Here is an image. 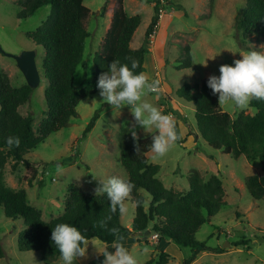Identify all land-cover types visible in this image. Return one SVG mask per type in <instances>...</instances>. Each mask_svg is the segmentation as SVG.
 Wrapping results in <instances>:
<instances>
[{
	"label": "rangeland",
	"instance_id": "rangeland-1",
	"mask_svg": "<svg viewBox=\"0 0 264 264\" xmlns=\"http://www.w3.org/2000/svg\"><path fill=\"white\" fill-rule=\"evenodd\" d=\"M105 1L84 0V5L90 10L87 21L89 37L83 61L75 74L77 89L86 86L94 77V56L110 28L117 7V0H109L103 14ZM213 1L211 6L210 0H124L127 13L140 15L142 20L131 42L133 49L142 45L157 2L163 11L145 59V75L149 82H156L158 91L146 93L142 102L150 103L162 114L170 116L177 139L163 156L151 152L149 157L152 163L161 167L159 178L174 191L189 190L193 170L206 180L217 175L224 183L226 204L196 234L197 241L205 242L209 249L201 252L193 264H264V199H253L245 184L248 176H264L261 164L250 163L245 156L235 158L210 147L197 129L194 105L176 95V90L185 83L201 84L210 77H218L220 67L234 66L235 60L242 59V53L264 52V38L253 36L244 40L236 28V19L245 0ZM19 10L20 0H0V47L13 55L31 50L37 53L41 82L34 88L30 103L22 109L23 114L32 115L36 127L47 111L44 97L47 81L42 71L44 50L27 35L47 20L51 8L44 7L25 20L17 17ZM186 45L191 50L192 64L189 68L178 69L177 60L184 57ZM3 71L15 87L27 84L16 61L0 52V73ZM100 92L83 99L77 107V117L28 154L25 157L27 164L21 163L13 169V161L10 160L6 166V184L14 190H25L29 203L41 211L45 221L64 213L70 188L75 186L86 193L96 194L95 189L102 187V179L128 177L121 164L118 142L123 128H129L138 138H147L158 131L155 125H141L135 119L131 106L123 105L117 109L105 102ZM93 99L96 105L92 104ZM221 108L233 118L245 110L227 105H221ZM246 109H250V105ZM97 111L100 112L95 127L83 136ZM251 112L254 113L252 109ZM149 200L148 196L146 207ZM125 206L127 211L122 215V224L131 229L135 203L128 198ZM24 229L22 218H6L3 207H0V241L5 250L0 264H62L60 258L47 263L38 252H21L18 236ZM238 241H245L247 245L237 246ZM120 242L136 258L137 264H145L163 251L172 257L168 264H182L190 255L189 248H180L169 241L158 242L151 234L146 239L137 235ZM103 244L98 239L92 240L86 255L77 258L74 264H90L102 255ZM110 248L114 249L113 246ZM217 248L224 252L213 251Z\"/></svg>",
	"mask_w": 264,
	"mask_h": 264
},
{
	"label": "trees",
	"instance_id": "trees-1",
	"mask_svg": "<svg viewBox=\"0 0 264 264\" xmlns=\"http://www.w3.org/2000/svg\"><path fill=\"white\" fill-rule=\"evenodd\" d=\"M213 2L210 0L211 6ZM108 4L109 0H106L103 14ZM47 6L51 8L47 20L27 35L44 50L42 71L47 81L44 92L47 111L36 127L32 115L22 113V109L30 103L34 88L28 84L15 87L6 72L0 73V207H3L6 218L20 217L24 221L25 229L18 236L19 250L38 252L47 263L57 260L60 253L51 240V232L57 224L67 223L77 227L90 240L96 238L108 245L121 236H145L146 231H150L160 242L169 241L180 248H189L190 255L182 264H193L201 252L209 249L205 242L197 241L196 234L222 210L226 204V190L219 176L213 175L206 180L197 170L190 175L188 191L177 192L166 187L159 178L160 165L152 163L149 157L153 137L159 131L147 138H138L129 128H123L118 136L121 164L127 172V179L135 185L129 196L135 203L131 229L122 224L119 210L115 213L111 211L106 193L90 194L74 186L65 199L64 213L45 221L41 211L29 203L25 190H14L6 184L8 162L13 161V169L21 163L27 164L25 157L28 154L49 136L66 128L77 117L80 102L100 91L98 80L102 75L111 73L114 62L127 64L134 74L146 72L145 59L162 14L160 2H157L142 45L133 49L131 42L141 24V16H130L124 0H117L110 28L94 56V77L86 86L77 89L75 74L83 61L89 37L87 21L90 10L84 5V0H20L17 17L28 19ZM236 28L244 40L253 36L264 38V0H245L236 19ZM184 50V57L177 60L178 69L189 68L192 64L190 47L186 45ZM132 60L138 61L136 69L131 68ZM208 80L195 85L185 83L176 90L177 97L194 105L201 138L210 147L235 158L245 156L250 163L259 162L264 171V100L253 99L250 109L242 110L233 118L222 110L218 94H213ZM99 112L95 113L83 136L95 127ZM175 114L181 118L179 113ZM183 120L187 124L186 119ZM10 136L19 137V147L10 148L6 144ZM245 184L253 199H264V176H248ZM148 196L150 200L146 207ZM101 221L106 222L104 227H101ZM112 228L118 229V232L112 233ZM236 244L247 245L245 241ZM106 250L114 252L110 247ZM213 251L224 252L222 248ZM4 256V246L0 241V259ZM171 259V255L163 251L145 264H168ZM103 261L102 254L90 264H103Z\"/></svg>",
	"mask_w": 264,
	"mask_h": 264
},
{
	"label": "clouds",
	"instance_id": "clouds-1",
	"mask_svg": "<svg viewBox=\"0 0 264 264\" xmlns=\"http://www.w3.org/2000/svg\"><path fill=\"white\" fill-rule=\"evenodd\" d=\"M241 55L242 59L235 60L234 66H221L220 75L210 77L208 80V87L213 94H218L220 105L246 109L253 99L264 100V52L248 51ZM205 63L206 61L202 65ZM137 66L138 61L132 60L131 68L136 69ZM97 87L101 90L100 96L108 104L117 109L123 105H129L135 119L141 125H155L159 134L153 137L151 144L153 153L163 156L169 151L177 139L175 124L170 116L162 114L157 107L142 102V97L146 93L158 91L156 82H149L144 72L134 74L127 64L117 61L112 64L110 74L99 78ZM92 104H97L95 99ZM6 144L10 148L19 147L20 139L10 136L6 139ZM134 187L135 185L127 178L111 176L102 179V187H97L95 193L96 195L106 193L110 200L111 211L115 213L119 210L123 215L127 211L125 202ZM105 223L101 221V227H104ZM110 231L116 234L118 229L112 228ZM95 239L90 240L77 227L67 223L57 224L51 232V240L60 253L62 264H74L77 258L84 257L89 244L92 245V240ZM121 239L113 243L114 252L106 249L101 252L104 256L103 264H137L136 258L120 242Z\"/></svg>",
	"mask_w": 264,
	"mask_h": 264
},
{
	"label": "water",
	"instance_id": "water-1",
	"mask_svg": "<svg viewBox=\"0 0 264 264\" xmlns=\"http://www.w3.org/2000/svg\"><path fill=\"white\" fill-rule=\"evenodd\" d=\"M0 52L16 61L17 66L19 67L20 71L23 73L27 81V84L31 88H36L39 86L41 82V73L38 69V65L36 61V57H37L36 51L33 50L25 51L20 55H13L10 53H6L0 47ZM150 234H151L150 231H146L145 236H142V234H138V235L146 239Z\"/></svg>",
	"mask_w": 264,
	"mask_h": 264
},
{
	"label": "crops",
	"instance_id": "crops-1",
	"mask_svg": "<svg viewBox=\"0 0 264 264\" xmlns=\"http://www.w3.org/2000/svg\"><path fill=\"white\" fill-rule=\"evenodd\" d=\"M138 49V48H137ZM154 236V238H156V239H158L157 237H155V235H153ZM119 238H122L123 240H124V238H127V237H124V236H121V237H119ZM118 238V239H119ZM117 239V240H118ZM158 242H159V239H158ZM113 244H111V245H108V244H103V246L101 247V251H104L107 247H111Z\"/></svg>",
	"mask_w": 264,
	"mask_h": 264
},
{
	"label": "built area",
	"instance_id": "built-area-1",
	"mask_svg": "<svg viewBox=\"0 0 264 264\" xmlns=\"http://www.w3.org/2000/svg\"><path fill=\"white\" fill-rule=\"evenodd\" d=\"M161 13H163V11H161ZM155 237H157V236H155ZM158 238V237H157Z\"/></svg>",
	"mask_w": 264,
	"mask_h": 264
}]
</instances>
